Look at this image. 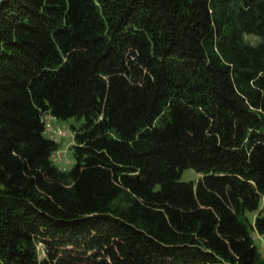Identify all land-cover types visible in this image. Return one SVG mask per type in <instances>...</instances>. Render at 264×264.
<instances>
[{
  "label": "trees",
  "instance_id": "1",
  "mask_svg": "<svg viewBox=\"0 0 264 264\" xmlns=\"http://www.w3.org/2000/svg\"><path fill=\"white\" fill-rule=\"evenodd\" d=\"M254 234L264 0H0V264H264Z\"/></svg>",
  "mask_w": 264,
  "mask_h": 264
},
{
  "label": "rangeland",
  "instance_id": "2",
  "mask_svg": "<svg viewBox=\"0 0 264 264\" xmlns=\"http://www.w3.org/2000/svg\"><path fill=\"white\" fill-rule=\"evenodd\" d=\"M247 40L253 44H256L258 41L254 37H247ZM49 119L52 123V127L54 128V130L57 131L58 129H61L63 131H66L67 133L64 137H58L53 132H45V136L47 138L55 140L60 145V149L56 153L62 157L63 162L56 164V165L57 167L64 166L66 170H71L75 165V159H74V154H73V145H74L73 126H75L76 128H79L84 123V120L83 119L78 120L76 118L69 119V120H60V119L51 118V117H49ZM200 178H201V175L196 173L194 170L187 169L183 171L180 181L185 182V183H189V182L197 183ZM255 216L256 214L254 213L249 214V217L252 219ZM253 238H254L255 244L257 245L261 254L264 257V247L262 248L261 246V243L264 242V235L254 234Z\"/></svg>",
  "mask_w": 264,
  "mask_h": 264
},
{
  "label": "built area",
  "instance_id": "3",
  "mask_svg": "<svg viewBox=\"0 0 264 264\" xmlns=\"http://www.w3.org/2000/svg\"><path fill=\"white\" fill-rule=\"evenodd\" d=\"M49 117L53 118L52 116H49V115L45 116L43 118V122H44V125H45V132H53L58 137H64L67 134L66 131H63L61 129H58L57 131L54 130V128L52 127V123H51ZM53 161L56 164H59V163L63 162V159H62V157L59 154L55 153L53 155ZM59 169L61 171H66V168L64 166H60ZM261 246H262V248L264 247V242L261 243Z\"/></svg>",
  "mask_w": 264,
  "mask_h": 264
}]
</instances>
